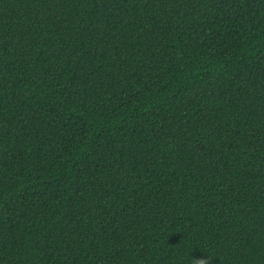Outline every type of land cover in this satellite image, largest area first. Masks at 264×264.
<instances>
[{
  "label": "trees",
  "instance_id": "1",
  "mask_svg": "<svg viewBox=\"0 0 264 264\" xmlns=\"http://www.w3.org/2000/svg\"><path fill=\"white\" fill-rule=\"evenodd\" d=\"M264 264V0H0V264Z\"/></svg>",
  "mask_w": 264,
  "mask_h": 264
},
{
  "label": "clouds",
  "instance_id": "2",
  "mask_svg": "<svg viewBox=\"0 0 264 264\" xmlns=\"http://www.w3.org/2000/svg\"><path fill=\"white\" fill-rule=\"evenodd\" d=\"M194 264H207V259H203V258L196 259Z\"/></svg>",
  "mask_w": 264,
  "mask_h": 264
}]
</instances>
